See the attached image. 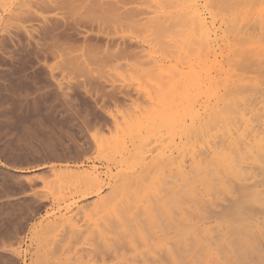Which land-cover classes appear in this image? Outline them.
Masks as SVG:
<instances>
[{"label":"rangeland","instance_id":"rangeland-1","mask_svg":"<svg viewBox=\"0 0 264 264\" xmlns=\"http://www.w3.org/2000/svg\"><path fill=\"white\" fill-rule=\"evenodd\" d=\"M263 103L264 0H0V264H264Z\"/></svg>","mask_w":264,"mask_h":264},{"label":"bare ground","instance_id":"bare-ground-1","mask_svg":"<svg viewBox=\"0 0 264 264\" xmlns=\"http://www.w3.org/2000/svg\"><path fill=\"white\" fill-rule=\"evenodd\" d=\"M163 2H164V1H163ZM196 4H197V3H196ZM168 6H169V5H168ZM199 17H200V19H202L200 15H199ZM167 19H168V18H167ZM203 20H204V19H203ZM162 26H163V25H162ZM168 28H170V27H168ZM171 28H172V27H171ZM172 30H173V29H172ZM161 33H162V32H161ZM211 33H212V32H211ZM211 33H210V34H211ZM158 34H160V33L158 32ZM210 34H209V35H210ZM158 36H159V35H157V37H158ZM155 37H156V36H155ZM255 38H256V37H255ZM156 39H158V38H156ZM208 41H209V40H208ZM156 42H157V41H156ZM159 44H161V42H160ZM156 45H158V42H157ZM225 45H226V44H225ZM242 48H243V47H242ZM172 49H174V48H172ZM209 50H210V49H209ZM179 51H180V50H179ZM162 52H164V51H162ZM248 52H250V51H248ZM176 53H177V52H176ZM210 53H211V52H209V54H210ZM210 55H212V54H210ZM166 56H167V55H166ZM174 56H175V55H174ZM182 61H183V60H182ZM189 62H190V61H189ZM223 64H224V63H223ZM180 65H181V64H180ZM182 65H183V64H182ZM182 65H181V66H182ZM182 67H183V66H182ZM209 67H210V66H209ZM258 67H259V66H258ZM183 68H184V67H183ZM232 68H233V67H232ZM236 69H237V68H236ZM218 70H219V69H218ZM200 71H201V70H200ZM208 72H209V71H208ZM239 74H240V73H239ZM209 75H210V74H209ZM212 76H213V75H212ZM212 76H211V77H212ZM240 76H241V75H240ZM151 77H152V76H151ZM151 77H150V78H151ZM236 78H237V77H236ZM241 79H242V78H241ZM155 82H156V81H155ZM235 83H236V82H235ZM237 83H238V82H237ZM231 85H232V84H231ZM204 89H205V88H204ZM216 89H218V88H216ZM199 90H200V89H199ZM219 90H220V89H219ZM225 92H226V91H225ZM233 92H234V91H233ZM209 93H210V92H209ZM215 93H216V91H215ZM230 93H231V92H230ZM230 93H227V94H230ZM212 94H213V92H211L210 96H211ZM218 94H221V95H222V93H218ZM188 95H189V94H188ZM208 95H209V94H208ZM208 95H207V98L210 97V96L208 97ZM223 95H224V94H223ZM185 96H186V95H185ZM185 96H184L183 98H185ZM205 96H206V95H204V97H205ZM230 96H231V94H230ZM230 96H229V97H230ZM223 97L225 98V96H223ZM227 97H228V95H227ZM227 97H226V98H227ZM183 98H182V99H183ZM207 98H204V99L207 100ZM212 98H213V100H214L215 98L218 99L217 96H216L215 98H214V96H213ZM212 98H211V99H212ZM230 98H231V97H230ZM230 98H229V99H230ZM254 98H255V97H254ZM149 99H150V98H149ZM197 99H198V98H197ZM209 99H210V98H209ZM229 99H228V100H229ZM176 100H177V99H176ZM185 100H186V98H185ZM191 100H192V98H191ZM215 100H216V99H215ZM224 100H225V99H224ZM251 100H253V99H251ZM189 101H190V100H189ZM208 101H209V100H208ZM210 101H211V100H210ZM216 101H217V100H216ZM218 101H219V100H218ZM222 101H223V99H222V97H221V102H222ZM225 101H227V99H226ZM203 102H204V101H203ZM203 102H202V103H203ZM223 102H224V101H223ZM223 102H222V103H223ZM244 102H245V101H244ZM249 102H250V101H249ZM251 102H252V101H251ZM253 102H255V101H253ZM176 103H177V102H176ZM180 103H182V102L180 101L179 104H180ZM208 103H209V102H207L206 104H208ZM219 103H220V102H218V104H219ZM222 103H220V104H222ZM224 103H225V105H226V103H228V102H224ZM224 103H223V104H224ZM185 104H186V103H185ZM203 104H204V103H203ZM206 104H204V105H206ZM212 104H213V103H212ZM218 104L215 103V105H217V107H219ZM247 104H248V103H247ZM174 105H175V104H174ZM180 105H181L180 107H183V106H182L183 104H180ZM204 105H203V106H204ZM213 105H214V104H213ZM243 105H245V104H242V106H243ZM261 105H262V104H261ZM159 106H160V105H159ZM208 106H209V105H208ZM211 106H212V105H211ZM247 106H248V105H246V107H247ZM251 106H252V105H251ZM262 106H263V107H262V112H264V103H263ZM177 107H178V104H177ZM180 107H179V108H180ZM206 107H207V106H206ZM231 107H232V106H231ZM209 108H210V107H209ZM211 108H212V107H211ZM211 108H210L209 110H211ZM215 108H216V107H215ZM215 108L213 107L212 110H211V112H212L213 109H214V112L216 113ZM244 108H245V107H244ZM253 108H254V107H253ZM205 109H206V108H205ZM217 109H218V108H217ZM175 110H176V109H175ZM228 110H229V109H228ZM254 110H256V109H254ZM177 111H179V110H177ZM196 111H197V110H196ZM214 112H213V113H214ZM179 113H180V112H179ZM215 113H214L213 115H215ZM253 113H254V112H253ZM253 113H252V114H253ZM258 113H259V112H258ZM221 114H222V113H221ZM235 114H236V113H234V115H235ZM260 114H263V113H260ZM177 115H178V113H177ZM179 115L182 116V113L179 114ZM213 115H212V116H213ZM243 115H244V114H243ZM253 115H254V114H253ZM181 116H180V118H182V120H184V119H185V118H184V115H183L182 117H181ZM215 116H217V115H215ZM231 116H232V114H231ZM241 116H242V115H241ZM244 116H245V115H244ZM260 116H261V118H262L263 115H260ZM229 117H230V116H229ZM229 117H228V119H230V118L232 119V118H233V116L230 117V118H229ZM234 117H235V116H234ZM183 118H184V119H183ZM211 118H212V119H215L214 117H211ZM223 118H224V117H223ZM223 118H222V119H223ZM237 118H238V116H237ZM243 118H245V117H243ZM252 118L256 119L255 116H253ZM231 119H230V120H231ZM238 119H239V118H238ZM257 119H258V118H257ZM262 119H263V118H262ZM233 120H234V119H233ZM235 120H236V118H235ZM240 120H241V119H240ZM243 120H244V119H243ZM178 121H179V123H180L181 119L178 120ZM184 121H185V120H184ZM213 121H217V120L215 119V120H213ZM249 121H250V120H249ZM217 122H218V121H217ZM241 122H242V121H241ZM244 122H245V121H244ZM253 122H254V121H253ZM256 122H257V121H256ZM179 123H178V124H179ZM183 123H184V122H183ZM183 123H182V121H181V124H180V125H182ZM213 123H215V122H213ZM245 123H246V122H245ZM254 123H255V122H254ZM127 124H128V123H127ZM218 124H219V123H218ZM149 125H150V124H149ZM224 125H225V124H224ZM246 125H247V124H246ZM250 125H251V124H250ZM251 126H252V125H251ZM254 126H255V125H254ZM256 126H257V125H256ZM259 126H260V125H259ZM129 127L131 128L132 126H129ZM207 127H208V126H207ZM243 127H244V126H243ZM245 127H246V126H245ZM257 127H258V126H257ZM261 127H262V129H263V133H264V121H263ZM251 128H252V127H251ZM254 128H255V127H254ZM258 128H259V127H258ZM239 129H240V128H239ZM243 129H244V128H243ZM131 130H132V129H131ZM255 130H256V129H255ZM257 131H258V129H257ZM257 131H256V132H257ZM259 131H261V130H259ZM252 132H253V131H252ZM261 132H262V131H261ZM244 133H248V132H244ZM244 133H241L240 136L242 137V141H243L244 145H245L246 147H249L251 142H250L249 138H247L246 136H244V135H246V134H244ZM249 133H250V132H249ZM242 134H243V136H242ZM144 136H145V135H144ZM230 136H231L230 138L233 137V135H230ZM253 136H254V135H253ZM253 136H252V137H253ZM186 137L188 138L189 135L186 136ZM186 137H184V138H186ZM256 137H257V135H256ZM179 138H180V137H179ZM261 138H262V139H260L261 141H260L259 138H258V140L256 141V144H257V142H258V143H261V144H264V141H263L264 137H261ZM136 139H137V138H136ZM189 139H190V137H189ZM189 139H187V140H189ZM226 139H227V138L225 137V140H226ZM240 139H241V138H240ZM254 139H255V136H254ZM183 140H184V139H183ZM190 140H191V139H190ZM190 140H189V141H190ZM221 140H222V139H221ZM238 140H239V138H238ZM252 140H253V139H252ZM173 141H174V140H173ZM179 141H180V139H179ZM217 141H219V140H216L215 143H216ZM259 141H260V142H259ZM262 141H263V142H262ZM145 142H146V141H144L143 143H145ZM175 142H176V141H174V143H175ZM187 142H188V141H187ZM187 142L184 141V144L187 143ZM224 142H226V141H224ZM189 143H190V142H189ZM215 143H214L213 145H215ZM227 143H229L228 145H230V147H231L230 149H232V148L234 147L233 141H232V142L230 141V142H227ZM234 143H235V140H234ZM170 144H171V143H170ZM176 144H177V143H176ZM217 144H218V142L216 143V145H217ZM219 144H220V142H219ZM219 144H218V145H219ZM261 144H260V145L258 144V145L262 147ZM168 145H169V143H168ZM182 145H183V142H182ZM186 145H188V143H187ZM220 145H221V144H220ZM220 145H219V147H220ZM224 145L227 146L226 143H224ZM241 145H242V144H241ZM258 145H257V147H258ZM131 146H132V145H131ZM164 146H165V145H164ZM171 146H172V145H171ZM175 146H178V144L175 145ZM180 146H181V145H180ZM185 147H186V146H185ZM216 147H217V146H216ZM224 147H225V146H224ZM239 147H240V145H239ZM242 147H243V146H242ZM261 147H260V148H261ZM134 148H135V146H134ZM137 148H138V147H137ZM169 148H170V147H169ZM174 148H175V147H174ZM179 148H180V149H183L184 147H179ZM208 148H211V147L209 146ZM212 148H213V147H212ZM214 148H215V147H214ZM227 148H228V146H227L225 149H227ZM250 148H252V147H250ZM263 148H264V146L262 147L261 150H264ZM150 149H151V148H150ZM176 149H177V153H178V147H176ZM180 149H179V151H180ZM185 149H186V148H185ZM185 149H184V150H185ZM215 149H217V148H215ZM218 149H219V148H218ZM233 149H234V148H233ZM243 149H244V148H243ZM243 149H242V150H243ZM252 149H253V148H252ZM135 150H136V149H135ZM213 150H214V149H213ZM235 150H236V149H235ZM174 151H175V150H174ZM181 151H182V150H181ZM210 151H211V150H210ZM218 151L221 152V151H223V150H221V148H220V150H218ZM224 151H225V150H224ZM224 151H223V152H224ZM227 151L230 152V150L227 149L225 153H227ZM239 151H240V150H239ZM249 151H251V150L249 149ZM172 152H173V151H172ZM182 152H183V151H182ZM182 152H181V153H182ZM215 152H216V151H214V153H213V152H211V153L215 154ZM233 152H235V151H233ZM260 152H261V151H260ZM165 153H166V152H165ZM170 153H171V152H170ZM225 153H224V155L226 156ZM230 153H231V152H230ZM235 153H236V152H235ZM251 153H252V152H251ZM178 154H180V153H178ZM217 154H218V152H217ZM217 154H216V157L218 156ZM222 154H223V153H222ZM222 154L219 155V156H223ZM228 154H229V153H228ZM228 154H227V156H226L227 159H224V158H225V156H224L223 160H225V161H226V160L229 161V160H228V157H230V156H228ZM243 154H244V153H243ZM252 154H253V153H252ZM261 154H262V153H261ZM180 155H181V154H180ZM230 155H231V154H230ZM263 155H264V153H263ZM161 156H162V155H161ZM176 156H177V155H176ZM159 157H160V156H159ZM166 157H167V156H166ZM171 157H173V156H171ZM174 157H175V156H174ZM178 157H179V155H178ZM181 157H183V156H181ZM196 157H197V156H196ZM196 157H195V159H196ZM231 157H232V156H231ZM231 157H230V158H231ZM161 158H163V157H161ZM169 158H170V157H169ZM170 159H171V158H170ZM170 159H169V161L172 160L171 163H170V165H169V166L171 167V165H173L175 162L182 161L183 158H182V159L180 158V160H179V158H178V161L176 160L175 162L173 161L174 158L171 159V160H170ZM175 159H176V158H175ZM193 159H194V158H193ZM165 160H166V159H165ZM188 160H189V159H188ZM235 160H236V159H235ZM235 160H233V158L231 159V161H234V163H235ZM255 160H257V159H255ZM184 161H185V160H184ZM225 161H224V163H225ZM241 161H242V160H241ZM152 162H153V160H152ZM172 162H174V163L172 164ZM185 162H186V161H185ZM191 162H192V161H191ZM179 163H180V162H179ZM224 163H223V165H224ZM226 163H227V162H226ZM226 163H225L224 167H225V166L228 167L229 162L227 163L228 165H227ZM147 164H148V163H147ZM180 164L183 165V161H182V163H180ZM191 164H192V163H191ZM232 164H233V163H232ZM163 165H164V164H163ZM175 165H176V164H175ZM177 165H178V164H177ZM196 165H197V164H196ZM149 166H150V167H149ZM149 166L146 167V165H145L146 168H144V169H145L144 171H146V169H147L148 167H149V169H151V165H149ZM180 166H181V165H180ZM229 166H231V165H229ZM143 167H144V166H143ZM170 167H168V168L170 169ZM177 167H178V166H177ZM185 167H186V166H185ZM185 167H184V169L182 170L183 172L185 171ZM174 168H175V166H174ZM179 168H180V167H179ZM186 168H187V167H186ZM231 168H232V167H228V169H230V170H231ZM171 169H172V167H171ZM180 169H182V167H181ZM180 169H179V170H180ZM233 169H235V168H233ZM153 170H154V169H153ZM175 170H176V168L173 169V171H175ZM179 170H178V171H179ZM169 171H172V170H169ZM180 171H181V170H180ZM180 171H179L178 173H180V175L183 174V172L181 171V172H182V173H181ZM165 172H167V171H165ZM133 174H134V173H133ZM185 174H186V173H185ZM187 174H188V173H187ZM189 174H190V173H189ZM189 174H188V176H189ZM168 176H170V177H175L176 175L174 176V172H168ZM183 176H185V175H183ZM136 178H137V177H136ZM166 178H167V177H166ZM177 178H178V177H177ZM185 178H187V177L185 176ZM185 178H184V179H185ZM188 178H189V177H188ZM181 179H182V178H181ZM186 181L189 182V180H187V179H186ZM96 184H97V183H96ZM172 184H173V187L170 189V191H171L172 194H175L176 191H177V188L179 189V188H180L179 186H182V185H180V183H172ZM182 184H184L185 187H189V188H191V189L194 188V187H193V183H182ZM97 186H98V185H97ZM137 190H138V189H137ZM159 193H160V192H159ZM126 194H127V193H126ZM180 194H181V193H180ZM160 197H161V198H160V201H161V202L157 201V203L155 204L156 206H161V205H162V202H163V198H162V197H163V196H160ZM155 202H156V201H154V203H155ZM196 202H197V201H196ZM142 205H143V204H142ZM123 206H125V205H123ZM132 207H133V206H132ZM153 207H154V206H153ZM110 208L112 209V206H111V205L108 207V209L106 208L105 211L108 212V210H109ZM124 208L127 209V207H124ZM151 208H152V207L149 205V207H148L145 211H147V210L149 211V210H151ZM111 209H110V211H112ZM130 210H133V209H129V211H130ZM126 211H127V210H126ZM145 211H144V213H145ZM155 211H156V209H155ZM130 212H131V211H130ZM108 213H109V212H108ZM149 213H150V212H149ZM109 214H110V213H109ZM129 214H130V213H129ZM125 215H126V214H125ZM146 215H147V214H146ZM150 215H151V214H150ZM152 215H153V214H152ZM124 217H125V216H124ZM127 218H128V217H127ZM130 218H131V216H130ZM134 219H135V218H134ZM136 220H137V219H136ZM125 222H126V221H125ZM108 223H110V221H107V223L105 224V226L110 227V225H109ZM128 224L130 225V222H129ZM78 229H79V228H78ZM100 231H101V229H100ZM162 235H163V234H162ZM168 249H169V248H168ZM172 256H173V255H172Z\"/></svg>","mask_w":264,"mask_h":264}]
</instances>
